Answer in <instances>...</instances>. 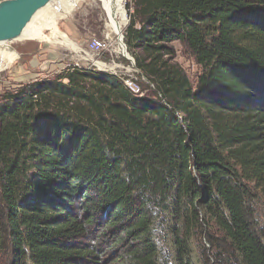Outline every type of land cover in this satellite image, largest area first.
I'll use <instances>...</instances> for the list:
<instances>
[{
	"label": "trees",
	"instance_id": "1",
	"mask_svg": "<svg viewBox=\"0 0 264 264\" xmlns=\"http://www.w3.org/2000/svg\"><path fill=\"white\" fill-rule=\"evenodd\" d=\"M123 42L148 97L75 67L1 97L0 264H264V0H134Z\"/></svg>",
	"mask_w": 264,
	"mask_h": 264
},
{
	"label": "rangeland",
	"instance_id": "2",
	"mask_svg": "<svg viewBox=\"0 0 264 264\" xmlns=\"http://www.w3.org/2000/svg\"><path fill=\"white\" fill-rule=\"evenodd\" d=\"M123 8L127 22L120 34V41L126 53L124 56H128L130 61L118 56L117 40L108 35L105 22L106 13L101 8L100 3L88 0L81 1L71 14L58 21L59 30L78 47L79 50L77 52L66 47L64 48L62 45L52 44L42 40H12L5 42V45L14 51L12 54L16 57L7 66L3 65L4 68L0 71V99L21 85L36 80L51 79L75 65L85 70L92 69L93 67L89 63L83 62L79 58L78 52L83 51L90 40H101L107 35L109 39L112 38V40L110 39L111 47L109 52L98 53L94 57L105 61L110 67L113 66L111 72H114L120 78L130 77L139 87L138 94L141 93L143 97H148L149 90H142L141 87V84L147 82L144 78L140 79L139 73L135 69L132 58L123 42L124 31L130 22V15L134 13V0H123ZM41 18L42 16H38L34 22L39 21ZM50 33L51 31L47 29L42 31V34L46 38L49 37ZM170 47L173 51V61L183 70L190 82L194 85L200 73V68L196 65L192 53L179 41L172 42ZM117 57L120 59L118 60ZM1 61L2 59L0 58V65L5 63L3 62L1 64ZM118 63L124 70L117 69L116 65ZM140 90L142 91L140 92ZM257 212L259 213V218L263 217L264 219V202L258 207Z\"/></svg>",
	"mask_w": 264,
	"mask_h": 264
},
{
	"label": "bare ground",
	"instance_id": "3",
	"mask_svg": "<svg viewBox=\"0 0 264 264\" xmlns=\"http://www.w3.org/2000/svg\"><path fill=\"white\" fill-rule=\"evenodd\" d=\"M86 0H55L51 2L43 9L39 10L31 22L23 30L22 34L16 40H42L47 41L52 44H59L68 48L72 51L77 52L78 47L71 42L63 32L59 30L58 21L60 19L66 18L72 11L77 7L79 2ZM91 2L97 1L100 3L101 8L106 13V30L110 37L117 40L118 53L126 55L121 43V32L126 24V17L124 14L123 0H88ZM81 4V3H80ZM51 7V8H50ZM51 9V10H50ZM42 16L39 21L34 22L38 17ZM44 29L50 30L51 33L48 38H46L42 31ZM14 52L5 43H0V58L2 59L0 65V71L4 68L3 65L7 66L9 63L15 60ZM18 56V55H17ZM101 74V73H100Z\"/></svg>",
	"mask_w": 264,
	"mask_h": 264
},
{
	"label": "water",
	"instance_id": "4",
	"mask_svg": "<svg viewBox=\"0 0 264 264\" xmlns=\"http://www.w3.org/2000/svg\"><path fill=\"white\" fill-rule=\"evenodd\" d=\"M54 1L55 0L0 1V43L19 38L34 15Z\"/></svg>",
	"mask_w": 264,
	"mask_h": 264
},
{
	"label": "built area",
	"instance_id": "5",
	"mask_svg": "<svg viewBox=\"0 0 264 264\" xmlns=\"http://www.w3.org/2000/svg\"><path fill=\"white\" fill-rule=\"evenodd\" d=\"M110 39L112 40V38ZM110 39L107 35V36H104L101 40H97V39L90 40L87 43L86 48L83 51L78 52L79 58L83 62L89 63L91 67H93L92 69H88V71H91L93 73H104V74L113 75L116 78H118L122 82L123 86L127 88L131 93L138 94L139 87L130 77L120 78L114 72L113 73L111 72L113 66L110 67V65L106 63L105 61H102L98 59L97 57H94L98 53L109 52V49L111 47ZM118 54H119L118 56L121 57L122 59L130 61L129 60L130 58L128 56L125 57L123 54H120V53ZM117 59L119 60L120 58L117 57ZM74 67L80 68L78 65H75ZM116 67L118 70H124V68L121 65H119V63L118 65H116Z\"/></svg>",
	"mask_w": 264,
	"mask_h": 264
}]
</instances>
